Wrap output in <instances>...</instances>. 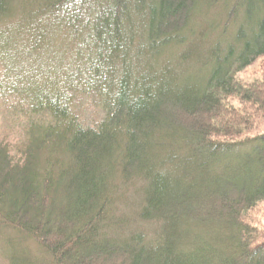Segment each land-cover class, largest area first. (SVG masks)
<instances>
[{"label":"trees","instance_id":"trees-1","mask_svg":"<svg viewBox=\"0 0 264 264\" xmlns=\"http://www.w3.org/2000/svg\"><path fill=\"white\" fill-rule=\"evenodd\" d=\"M200 8L212 15L193 30ZM205 35L213 61L197 79L158 62L183 46L194 71L189 39ZM0 57L18 83L6 88L31 101L22 141L0 140V230L22 236L4 241L7 264H35L26 240L52 264H264L247 218L264 200V133L247 135L264 118V74L234 76L264 57V0H0ZM102 75L105 115L85 127L68 90ZM114 177L143 182L155 240L110 232L127 225L109 217Z\"/></svg>","mask_w":264,"mask_h":264},{"label":"rangeland","instance_id":"rangeland-1","mask_svg":"<svg viewBox=\"0 0 264 264\" xmlns=\"http://www.w3.org/2000/svg\"><path fill=\"white\" fill-rule=\"evenodd\" d=\"M199 16H193L190 21V27L193 26V30L201 27L204 21L211 18V12L209 14H205L204 8H200ZM216 11V10H215ZM202 13V14H201ZM202 22V23H201ZM206 33V32H205ZM233 33V27L231 26L228 30V34L225 37L227 41L231 34ZM210 39L213 37L210 35ZM194 45L193 51L191 53V57L195 58L199 65H194V71L188 69L189 62L187 60H183L178 58L176 54H178L183 46L174 48L169 53L158 60L159 63H162L163 58L169 60L173 66L175 67L173 70H179L185 72V74L192 77V79H197L198 75L203 71V69H209V62H212V58L207 54L206 49L209 46L208 38L206 39V35L204 39H196L194 41H190ZM188 44V43H187ZM186 46V45H185ZM135 47H137L135 45ZM136 50V49H135ZM135 50L131 52L132 55H136ZM137 58V57H136ZM144 62L150 65L151 61L144 57ZM131 62H135L133 59ZM142 61V60H141ZM140 62V59H139ZM175 63V64H174ZM172 66V67H173ZM112 72V71H111ZM264 72V57H260L256 59L252 64L244 67L240 71L234 73V76L237 80L248 83L253 80H259L262 78ZM74 74V72H73ZM76 74V72H75ZM105 75V74H104ZM52 78L55 76L50 75ZM103 76V75H102ZM202 76V75H199ZM85 79V76L81 77ZM106 82V84H110L111 77L109 75L106 77L103 76L102 79L94 78L90 85H80L79 87H75L77 79L74 78L72 84L69 87L68 94L71 95V104H73L74 109L78 112L79 120H81L82 125L85 127H95L96 124L104 117V102L105 98H107V86L102 85V80ZM11 79L6 76V67L5 63L0 57V140L4 137L10 139L9 145L12 147L17 141H22L24 138V128L28 125V120L24 116L23 110L28 109V105L30 104L29 99H21L19 98L18 93H10L9 89L6 88V85L10 87L12 84L17 86V82H11L9 85V81ZM100 82L98 87H95L96 84ZM21 100V101H20ZM230 103L234 104L237 101L229 100ZM22 103L23 105H20ZM236 104L239 105V102ZM19 105V106H18ZM46 119H49L47 117ZM264 133V118L259 120L256 127H254L250 133L247 135L253 136L256 134ZM244 148L235 149L230 155L233 157L240 156L239 153L243 152ZM226 164L228 165L230 172H235L238 169L237 162L232 161V159H226ZM117 171V170H116ZM115 174H118L117 172ZM119 176V175H118ZM112 192L108 194L110 200L107 209H109V217L114 218L115 220L121 221L122 223H127V225H123L122 228L114 229L111 228L110 232L112 234L121 235L124 233H129L133 230H139L143 232L144 237L147 240H155L159 223L154 219H141L139 211L142 205V197H141V189L143 182L137 178L133 179H125L123 180L121 177L116 179L115 177L112 179ZM111 195V196H110ZM247 218L250 220V223L256 227H258L261 232H264V200L259 202L249 213ZM248 220V221H249ZM110 233V234H111ZM7 236V237H6ZM18 240L22 236L17 233L15 230L11 229H1L0 230V264H7L9 259V251L13 250L7 248L5 240L8 238ZM19 249H22L29 256L30 260L35 264H52L51 255L43 249L41 246L37 245L35 242H30L28 240L25 241L24 244H19ZM13 252V251H11ZM107 264H116L114 261Z\"/></svg>","mask_w":264,"mask_h":264}]
</instances>
